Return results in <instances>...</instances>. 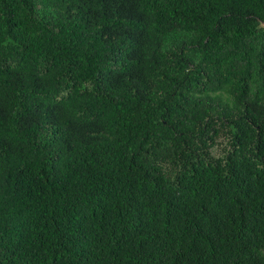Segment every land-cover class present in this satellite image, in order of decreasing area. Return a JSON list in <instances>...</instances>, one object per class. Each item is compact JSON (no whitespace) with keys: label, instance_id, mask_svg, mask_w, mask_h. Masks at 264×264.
I'll list each match as a JSON object with an SVG mask.
<instances>
[{"label":"trees","instance_id":"trees-1","mask_svg":"<svg viewBox=\"0 0 264 264\" xmlns=\"http://www.w3.org/2000/svg\"><path fill=\"white\" fill-rule=\"evenodd\" d=\"M0 264H264V0H0Z\"/></svg>","mask_w":264,"mask_h":264},{"label":"rangeland","instance_id":"rangeland-1","mask_svg":"<svg viewBox=\"0 0 264 264\" xmlns=\"http://www.w3.org/2000/svg\"><path fill=\"white\" fill-rule=\"evenodd\" d=\"M222 148H223V144H221V146H219V147L217 148V151H216L215 153H216V154L220 153V151L222 150Z\"/></svg>","mask_w":264,"mask_h":264}]
</instances>
